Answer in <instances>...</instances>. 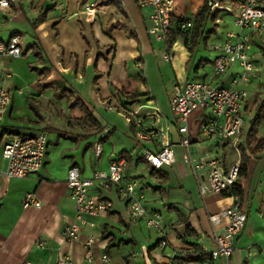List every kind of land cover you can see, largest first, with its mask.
<instances>
[{"label":"crops","instance_id":"0c3cea01","mask_svg":"<svg viewBox=\"0 0 264 264\" xmlns=\"http://www.w3.org/2000/svg\"><path fill=\"white\" fill-rule=\"evenodd\" d=\"M82 2L100 6L95 21L80 13ZM204 3L177 0L175 28L180 21H190L194 28ZM65 7L63 10L58 0H19L11 12L0 10V43L17 34L23 48L19 58L0 56V85L12 94L1 136L45 133L49 141L40 173L7 184L2 178L6 162L0 150V264H55L62 254L69 255V264H104V255L110 256L113 264H175L179 260L204 264L216 247L215 232L221 233L227 224L213 226L210 215L229 208L234 200L230 194L200 196L178 146L180 135L170 99L177 86L213 79L207 71L211 72L219 55L216 47L228 40L229 33L239 34L234 20L228 18L229 13L220 12L213 23L211 15L195 45L191 28L168 48L149 34L150 10H141L136 0H66ZM42 17L45 19L35 27ZM215 25L217 32L205 43L206 33ZM175 28L167 38L176 36ZM166 53L170 61L165 60ZM251 56L264 71V41L257 36ZM240 72V66L235 65L224 85L232 86ZM256 85L257 81L248 89ZM63 90L73 92V97L58 98ZM78 101L89 109L103 132L91 133L75 123L85 118L83 110L75 106ZM156 111L159 117H155ZM202 115L198 121L194 116L192 125L193 116L189 120L194 142L199 139ZM167 128L176 145L177 162L153 171L140 153L144 149L158 151L160 143L157 139L139 140L137 134L144 131L159 136ZM96 144L103 147L101 158L95 156ZM206 146L203 143L202 149ZM122 152L131 154L127 176L139 181L147 209L162 215V229L143 228L139 220L131 218L119 190L96 186L94 195L111 201L113 209L89 219L78 241H66L65 229L76 215L67 187L69 170L77 167L84 177L91 178L96 171H108L110 159ZM232 154H228L227 164L237 160ZM172 173L178 177L181 193H186L182 206L177 201L169 203L167 197ZM250 173L251 165L240 182L248 221L236 239L229 264L264 263L263 172L254 182L248 180ZM29 192L37 195L41 208H23L22 199ZM162 207L168 213H162ZM90 238L94 239L91 262L86 260ZM163 239L167 247L162 246Z\"/></svg>","mask_w":264,"mask_h":264},{"label":"built area","instance_id":"2783aa9c","mask_svg":"<svg viewBox=\"0 0 264 264\" xmlns=\"http://www.w3.org/2000/svg\"><path fill=\"white\" fill-rule=\"evenodd\" d=\"M65 1L58 0L63 10L66 9ZM18 2L19 0H0V10L11 12ZM136 4L141 10H150L149 34L155 40L165 42L168 34L175 28L173 15L177 0H136ZM100 9L95 4L82 2L80 13L93 22ZM218 11L229 13L233 17L239 34L229 33L228 40L216 47L219 55L213 61L211 72L207 71L209 75L212 73L213 79L192 80L184 86H177L170 99V108L180 135L178 146L183 149V161L190 168L202 197L231 194L240 180V145L244 141V116L250 97L248 87L259 79L261 73L251 56L254 36L264 41V0H210V14L214 15ZM176 26L181 31H187L193 28V23L184 21ZM22 53V39L19 35H14L6 43H0V56L19 58ZM165 60L170 61L168 53L165 54ZM237 64L241 72L233 79L232 86H225L224 81ZM11 104L12 94L0 85V150L6 162V170L2 174L6 184L13 179H26L40 173L45 164L49 142L45 133L1 136L2 121ZM197 112L203 115L199 139L194 142L190 137L189 120ZM154 115L159 117V112L156 111ZM141 124L142 122L139 126ZM137 139H157L160 143L158 151L144 149L140 156L152 170L161 171L177 162L176 145L169 137L168 128L161 131L159 136L152 132H138ZM203 143L207 144L205 149H202ZM94 152L97 158H101L102 145L96 144ZM230 152L237 156V160L227 164ZM128 166L127 158L117 155L110 159L108 171H96L91 178L84 177L77 167L69 170L67 187L76 205V215L65 229L66 241H78L83 229L89 225V219L113 209L111 201L94 195L96 186L103 189L115 187L126 202L132 219L144 221L148 228L162 229V215L151 213L147 209L143 194L139 191V181L127 176ZM232 198V206L210 215L213 226H220L225 221L227 224L221 233L215 232L216 247L209 252L204 264H229L235 251L236 239L247 225L248 212L243 207L241 196L233 194ZM22 205L24 209L41 208L42 202L35 193L29 192L24 195ZM93 245L94 239L90 238L86 242V260L89 262L93 260ZM162 246H168L164 239ZM262 254L264 255V247ZM102 261L104 264H113L108 255H104ZM69 263V255L62 254L55 264ZM25 264L37 263L28 261ZM175 264L185 262L179 260Z\"/></svg>","mask_w":264,"mask_h":264},{"label":"trees","instance_id":"16d2710c","mask_svg":"<svg viewBox=\"0 0 264 264\" xmlns=\"http://www.w3.org/2000/svg\"><path fill=\"white\" fill-rule=\"evenodd\" d=\"M219 13H220V11H218L217 13H215L212 16V22L213 23H215V21L217 20ZM210 16H211V14H210V0H205L204 5L200 8V10L196 16L195 25L193 28L192 43L194 45L197 43L198 37L202 34V30H203V28H204V26H205V24H206V22ZM44 19H45V17H42L39 21L36 22V24H34V26L36 27V25L39 22H42ZM183 22L184 21H180L178 23H183ZM174 32H175L176 36L166 38V40H165V43L168 46V48H170L172 46L176 37H181V36H183V33H184V35L186 33L185 31H181L177 26L174 29ZM216 32H217V26L215 25L212 30H210L206 33V37L204 39V42L207 43V41L210 39V37L212 35H214ZM15 35H17V34H15ZM186 43H187V37H186ZM188 49L191 51V48H188ZM37 56H39V54H37ZM37 72L39 74H42V75L45 74L44 71H37ZM262 88H263V95H264V82L262 84ZM56 96L58 98H61V99L62 98H68L70 100L73 97V92H71L70 90H63L60 93H58ZM255 105L257 106L256 114L252 118L250 128L245 135V143L240 145V147H241V177H245L248 174L250 156L251 155L252 156L257 155L258 153H260L264 150V140L258 138V127H259L261 121L264 119V98L259 103L256 101ZM75 106L80 107L85 114L84 119L75 121L76 124H78L83 129L88 130L91 133L103 132V130H104L103 127L93 117L92 113L89 111V109L82 102L78 101L75 104ZM30 107L34 110V108L32 106H30ZM119 156L125 157L129 160L131 154L127 153V152H122ZM153 171H156V170H153ZM233 194H238L239 196H241V199H243V190H242L240 183H238L234 187V189L232 190L230 195L232 196Z\"/></svg>","mask_w":264,"mask_h":264},{"label":"rangeland","instance_id":"374dc122","mask_svg":"<svg viewBox=\"0 0 264 264\" xmlns=\"http://www.w3.org/2000/svg\"><path fill=\"white\" fill-rule=\"evenodd\" d=\"M230 16V15H229ZM231 20H233V17H229ZM259 79L257 80L258 85H256V87H252L248 89V93H249V101L247 103V112L244 116L245 119V126H244V130H243V144L245 143V135L247 133V131L250 128L251 125V120L252 118L255 116L256 114V109L257 106L255 105V102L257 101L258 103L262 101V99L264 98L263 96V88H262V84L264 82V71H261L260 75H259ZM195 120L200 118V112H197L195 115ZM194 116L191 118V125H192V121L194 120ZM201 119V118H200ZM193 136H195V134H193ZM258 138L264 140V119L261 121L259 127H258ZM140 156H142V152L140 153ZM232 158L235 157L237 159V156L233 155L231 156ZM146 163V162H145ZM252 163V164H251ZM258 163V164H257ZM255 164L256 167H255ZM251 165V173L250 176L248 177V180H252V182L255 181L256 177L258 175H260V172L262 171L263 174L261 176V181L262 184L261 186L264 188V150L260 153H258L257 155L254 156H250V160H249V168ZM175 166V164H174ZM172 184H171V188L169 189V192L167 193V197L169 198V203L173 204L174 201H177L179 203L180 206L184 205V196H185V192L181 193V187H179V181H178V177L176 175V173H172ZM242 177H240L239 183H242ZM196 183V182H195ZM150 197H153L154 195L152 193L148 194ZM175 195V198L172 199V197ZM161 212H167L168 213V209L162 207L161 208ZM165 215V214H164ZM139 224L145 228L147 227L146 224L144 223V221H139Z\"/></svg>","mask_w":264,"mask_h":264},{"label":"water","instance_id":"95a60500","mask_svg":"<svg viewBox=\"0 0 264 264\" xmlns=\"http://www.w3.org/2000/svg\"><path fill=\"white\" fill-rule=\"evenodd\" d=\"M212 1V0H211ZM217 1H219V0H217Z\"/></svg>","mask_w":264,"mask_h":264}]
</instances>
